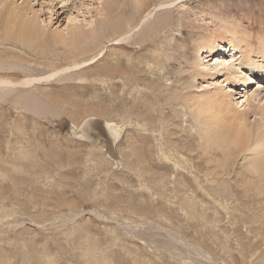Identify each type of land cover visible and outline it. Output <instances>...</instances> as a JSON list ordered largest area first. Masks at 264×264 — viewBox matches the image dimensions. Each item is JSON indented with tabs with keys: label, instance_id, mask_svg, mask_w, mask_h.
Masks as SVG:
<instances>
[{
	"label": "rangeland",
	"instance_id": "374dc122",
	"mask_svg": "<svg viewBox=\"0 0 264 264\" xmlns=\"http://www.w3.org/2000/svg\"><path fill=\"white\" fill-rule=\"evenodd\" d=\"M103 1H29L46 34L78 25L94 35L75 49L34 51L0 38V264H264V178L251 185L245 155L201 143L190 109L176 101L218 86L240 108L246 91L263 94L264 0H152L142 20L121 0L141 23L105 38L94 31ZM160 20L164 32L134 43ZM108 23L110 34L116 21ZM216 33L223 45L234 35L251 44V58L233 60L248 85L216 73L188 91L196 65L217 64L195 52Z\"/></svg>",
	"mask_w": 264,
	"mask_h": 264
},
{
	"label": "bare ground",
	"instance_id": "6f19581e",
	"mask_svg": "<svg viewBox=\"0 0 264 264\" xmlns=\"http://www.w3.org/2000/svg\"><path fill=\"white\" fill-rule=\"evenodd\" d=\"M29 1L24 0L22 4L17 5L14 0H0V38L4 37V40H12L22 45H27L33 48L34 51H40L45 49L44 47L49 48L50 45L58 44L69 46L73 45L75 49L77 45L85 42L87 39H93V34L91 36H88L89 34L85 30V27H80L78 25L68 28L69 30L65 34L58 32L46 34V30L43 25L45 21L41 20V14L39 11L32 9ZM131 1H133L134 10L137 15H140L141 20L144 17L146 18L155 9L154 7L156 3L153 4L152 0ZM103 3L101 7L102 14L99 12L100 10L97 11V14L103 16L102 19L104 20H99L98 22V20L96 19V23L98 22V24L94 28V31L97 32L98 36H103L104 38L106 35L125 36L126 34H130L131 32H133L140 25L141 20L139 21V19H137L139 16H135L132 19L126 17V8L128 7L127 3L122 2L121 0H104ZM117 17L121 19L119 23H117ZM112 20L116 21V26L115 29H113L109 34V26L111 25L108 23V21ZM166 23L167 22L162 21L155 28H151V34L150 32H147V35H150L141 38L134 43L144 44L148 41V38H151L155 34H158L157 32H164ZM226 40L227 39L221 37L219 33L202 36L197 40L195 44V52L198 56L196 57V59L201 53H206L208 55V61L215 59L217 64H215V67L212 69H206L207 66H205V63H202L201 66V64H198L199 62L197 61L196 63L198 65H196L195 69L190 72L192 82L190 85H187L186 87L184 86L185 89H188V91L191 90L194 87L195 81L197 79H201L202 81H204L207 78H212L216 73L220 74V76L223 77V84L226 82L227 85L232 84L235 86L240 80L243 86L248 85V81L245 78H242L241 80L242 76L240 75L245 73L240 71L241 69L234 67L233 60L237 61L241 58H249L250 54L252 55V53H254V50L250 49L251 44L245 45L246 42L238 41L235 35L231 39L229 38V43H227L228 46L227 44L223 45V42H225ZM42 42V48H40L39 45H36ZM226 52L231 53V60L230 58L229 60L226 59V57L224 56L219 57V54H225ZM240 53L241 55L239 56ZM262 54L263 53H261V55ZM131 65L132 62H129L131 73H137V68L134 65ZM201 67L203 68L200 69ZM103 74L104 76L109 75L108 73L105 74V72ZM111 74L118 75L119 77L123 78L122 70L119 68H113V73ZM132 83L133 81L128 82L129 85H132ZM207 87H210V85H207L203 88ZM246 90L247 89L245 87L244 91ZM261 92L262 91L260 90H255V92H253V94L249 96L248 91H246L244 94V104L240 107L244 108L242 110L238 108L237 104L235 103L236 99H234L233 91H225L223 87L218 86L215 87L214 91L201 93L196 97H190L189 94H186V92L182 94L180 93L181 95H177L176 97V101H178L180 98L183 99L185 106L183 107L182 111H184L185 107H188L190 109V112L194 117V122L197 123V127H190V133H194L195 135L199 136L201 143H204L205 146L211 145L212 148H214L215 150H220V152H225L227 150H236L239 151L240 154L246 156L244 168L246 174L248 175L246 178H248L251 185H253L255 182L260 183L259 178H262V180L264 178V92L263 94ZM255 98L260 99L263 105H255L253 102ZM137 114L139 113L137 112ZM250 114L255 115L256 117L258 116L259 118L257 120L255 119L254 122H250ZM154 116L156 117V115ZM157 119L162 121L163 119H165V115L161 114V116ZM149 120H151V118ZM191 147V144H187L184 146L186 151L192 153L193 149ZM207 148L209 150L211 149L210 147ZM26 152L23 153L21 150L19 156L22 158H32L28 155V153L26 154ZM246 178L244 177L240 180L236 178L235 181L238 184H243L246 182ZM224 184L226 185L225 182ZM261 187H264V185ZM260 193L264 195V190H262V192L260 191ZM262 200L264 201V196H262ZM192 206L194 205L192 204ZM188 212L190 213V211Z\"/></svg>",
	"mask_w": 264,
	"mask_h": 264
},
{
	"label": "water",
	"instance_id": "95a60500",
	"mask_svg": "<svg viewBox=\"0 0 264 264\" xmlns=\"http://www.w3.org/2000/svg\"><path fill=\"white\" fill-rule=\"evenodd\" d=\"M107 153L110 155V156H114V153H113V151H112V146H111V144H110V142L108 141L107 142Z\"/></svg>",
	"mask_w": 264,
	"mask_h": 264
}]
</instances>
